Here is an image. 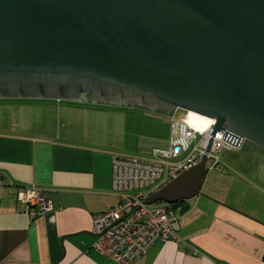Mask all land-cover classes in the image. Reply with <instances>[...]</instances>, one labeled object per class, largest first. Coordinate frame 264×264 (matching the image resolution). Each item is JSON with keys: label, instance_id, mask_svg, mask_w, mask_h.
I'll use <instances>...</instances> for the list:
<instances>
[{"label": "water", "instance_id": "water-1", "mask_svg": "<svg viewBox=\"0 0 264 264\" xmlns=\"http://www.w3.org/2000/svg\"><path fill=\"white\" fill-rule=\"evenodd\" d=\"M0 98L214 119L200 162L145 203L189 200L217 131L264 148V0H0Z\"/></svg>", "mask_w": 264, "mask_h": 264}, {"label": "crops", "instance_id": "crops-1", "mask_svg": "<svg viewBox=\"0 0 264 264\" xmlns=\"http://www.w3.org/2000/svg\"><path fill=\"white\" fill-rule=\"evenodd\" d=\"M84 110L108 121V106ZM40 125L0 129V264H115L93 244L95 216L119 201L118 139L103 123L95 135ZM244 144L226 159L216 150L221 164L207 167L201 193L172 208L176 238L156 240L133 264H264V148ZM28 186L53 209L32 213L18 197Z\"/></svg>", "mask_w": 264, "mask_h": 264}, {"label": "built area", "instance_id": "built-area-1", "mask_svg": "<svg viewBox=\"0 0 264 264\" xmlns=\"http://www.w3.org/2000/svg\"><path fill=\"white\" fill-rule=\"evenodd\" d=\"M175 112L171 115L174 117ZM181 136L172 135L167 149H155L149 159L140 157H116L113 160V190L119 201L108 211L94 218L96 240L93 247L115 264H133L140 259L156 240L176 238L178 216L168 205L151 207L145 203L148 196L177 177L182 171L198 164L206 153V147L215 126V120L203 129L192 126L189 111L179 117ZM208 122V121H206ZM217 131L212 149L208 153L207 167L220 166V155L215 145L223 149L233 148ZM201 142L190 146L183 138H197ZM185 155L184 160L177 161ZM18 197L28 204L34 214H45L53 209L39 187L28 186L18 190Z\"/></svg>", "mask_w": 264, "mask_h": 264}, {"label": "rangeland", "instance_id": "rangeland-1", "mask_svg": "<svg viewBox=\"0 0 264 264\" xmlns=\"http://www.w3.org/2000/svg\"><path fill=\"white\" fill-rule=\"evenodd\" d=\"M108 106V121H100L84 109H102ZM60 107H63L62 109ZM62 110V111H60ZM174 113V112H173ZM173 113L154 111L140 106L114 105L92 102H73L50 98H0V129L15 126L16 124L33 125L40 129L47 126L49 133L57 129L75 131L77 133L98 134L101 123L108 124V135L117 138L118 148L116 152L122 157H140L149 159L155 149L168 148L172 135L181 136L182 123L179 117L184 116L183 110ZM40 131V130H38ZM201 142V136L197 138H183V143L190 146ZM243 151H250L252 143L247 140L243 145ZM241 149V148H240ZM215 150L223 154L226 159L232 152L239 149H223L220 143L215 145ZM183 154L179 160H184ZM226 166L231 165L226 162ZM253 164H259L254 162ZM202 189V188H201ZM164 205V202H156L151 207Z\"/></svg>", "mask_w": 264, "mask_h": 264}, {"label": "bare ground", "instance_id": "bare-ground-1", "mask_svg": "<svg viewBox=\"0 0 264 264\" xmlns=\"http://www.w3.org/2000/svg\"><path fill=\"white\" fill-rule=\"evenodd\" d=\"M189 111V119L188 122L199 129H203L205 125H207L210 122V119H208L209 117L202 115L198 112L192 111V110H188ZM208 121V122H206ZM211 121H214V119H212Z\"/></svg>", "mask_w": 264, "mask_h": 264}, {"label": "trees", "instance_id": "trees-1", "mask_svg": "<svg viewBox=\"0 0 264 264\" xmlns=\"http://www.w3.org/2000/svg\"><path fill=\"white\" fill-rule=\"evenodd\" d=\"M181 202H183V201H180V202H178V203H176V204H169V203H165V202H164V205H168V206L171 207V209H172V208H175V206H177V205L180 204Z\"/></svg>", "mask_w": 264, "mask_h": 264}, {"label": "flooded vegetation", "instance_id": "flooded-vegetation-1", "mask_svg": "<svg viewBox=\"0 0 264 264\" xmlns=\"http://www.w3.org/2000/svg\"><path fill=\"white\" fill-rule=\"evenodd\" d=\"M179 109L183 110V112H185V111H186V110H184V109H182V108H178V110H179ZM250 142H251V141H250ZM252 143H253V142H252ZM254 144H255V143H254ZM256 145H257V144H256Z\"/></svg>", "mask_w": 264, "mask_h": 264}]
</instances>
